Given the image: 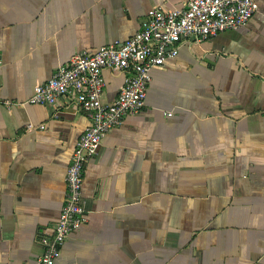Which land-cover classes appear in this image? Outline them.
I'll return each instance as SVG.
<instances>
[{
  "label": "crops",
  "instance_id": "crops-1",
  "mask_svg": "<svg viewBox=\"0 0 264 264\" xmlns=\"http://www.w3.org/2000/svg\"><path fill=\"white\" fill-rule=\"evenodd\" d=\"M189 0H0V264H39L90 124L73 98L29 102L80 51L124 42ZM247 25L151 70L145 105L84 171L87 221L57 264H264V0ZM112 103L121 71L105 68ZM172 113L169 115L168 113ZM45 124L28 131L27 124Z\"/></svg>",
  "mask_w": 264,
  "mask_h": 264
},
{
  "label": "built area",
  "instance_id": "built-area-1",
  "mask_svg": "<svg viewBox=\"0 0 264 264\" xmlns=\"http://www.w3.org/2000/svg\"><path fill=\"white\" fill-rule=\"evenodd\" d=\"M258 9L256 0H189L180 8L154 6L148 11L144 27L126 41L102 45L94 52L75 53L48 81L35 85L29 102L55 105L62 97L73 98L78 109L90 118L73 149L65 177L66 199L59 219L53 233L41 238L43 253L39 264H57L67 238L86 223L85 166L108 131L128 114L142 110L151 70L177 55L183 39H205L226 29L245 26ZM105 68L124 75L112 103L103 100ZM26 128L43 130L46 125L29 122Z\"/></svg>",
  "mask_w": 264,
  "mask_h": 264
}]
</instances>
